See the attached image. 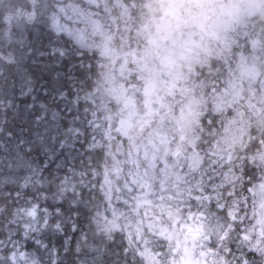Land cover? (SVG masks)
<instances>
[{"label":"snow or ice","instance_id":"1","mask_svg":"<svg viewBox=\"0 0 264 264\" xmlns=\"http://www.w3.org/2000/svg\"><path fill=\"white\" fill-rule=\"evenodd\" d=\"M28 3L13 0L4 19H33L37 0ZM113 6L125 29L116 99L133 146L115 197L128 210L109 192L105 226L126 230L146 264H264V20L221 23L215 0ZM136 7L149 14L137 20ZM72 31L87 39L84 28ZM131 118L148 130L146 143L136 144ZM9 264H29L27 252L14 248Z\"/></svg>","mask_w":264,"mask_h":264},{"label":"trees","instance_id":"2","mask_svg":"<svg viewBox=\"0 0 264 264\" xmlns=\"http://www.w3.org/2000/svg\"><path fill=\"white\" fill-rule=\"evenodd\" d=\"M12 3L0 0V264L14 248L29 264H146L127 231L103 219V148L86 99L94 57L72 31L98 10L94 0H37L33 19L9 23ZM32 206L34 218L17 215Z\"/></svg>","mask_w":264,"mask_h":264},{"label":"clouds","instance_id":"3","mask_svg":"<svg viewBox=\"0 0 264 264\" xmlns=\"http://www.w3.org/2000/svg\"><path fill=\"white\" fill-rule=\"evenodd\" d=\"M138 6L158 4L159 0H128ZM97 11L91 13V21L84 23L87 39L79 42V46L94 57V78L92 87L86 92V99L93 108V127L100 134V145L103 148V158L100 161L101 188L108 196L111 192L113 200L118 195L117 187L123 173L121 169L126 167V152L132 145V138L125 136L123 127L129 121L127 111H122V105L116 96L120 90L123 79L120 68L123 63L120 33L125 31L121 24L119 30L114 17H120L119 9L113 5L116 0H94ZM216 11L220 22L226 23L233 17L251 19L258 16L264 20V0H215ZM107 6V7H106ZM149 14L147 7H136L132 10V16L140 19L139 12ZM98 25V28H97ZM113 39L109 40L108 37ZM213 46L215 42L213 41ZM137 118H131L137 145L147 142L148 130L140 131L136 124ZM125 125H121V121ZM107 176V180H106ZM111 216V214H110ZM121 223L124 219L121 218Z\"/></svg>","mask_w":264,"mask_h":264}]
</instances>
